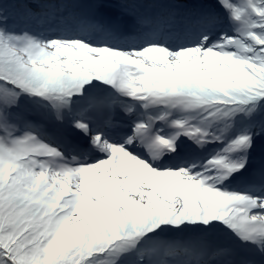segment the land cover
Segmentation results:
<instances>
[{"label":"snow or ice","instance_id":"snow-or-ice-1","mask_svg":"<svg viewBox=\"0 0 264 264\" xmlns=\"http://www.w3.org/2000/svg\"><path fill=\"white\" fill-rule=\"evenodd\" d=\"M102 7L0 0V264H264V0Z\"/></svg>","mask_w":264,"mask_h":264},{"label":"rangeland","instance_id":"rangeland-1","mask_svg":"<svg viewBox=\"0 0 264 264\" xmlns=\"http://www.w3.org/2000/svg\"><path fill=\"white\" fill-rule=\"evenodd\" d=\"M104 2H105V1L103 0V4H104ZM113 2H114V0H113V1H110V2L108 1L109 5H110V3L112 4ZM111 10H112V8L107 7L105 10L100 9V12H101V15H103V16H105V15H106V16H110V13H109V12H110ZM106 16H105V17H106ZM44 138H45V137H44ZM45 139H46V138H45ZM46 140H47V139H46Z\"/></svg>","mask_w":264,"mask_h":264},{"label":"bare ground","instance_id":"bare-ground-1","mask_svg":"<svg viewBox=\"0 0 264 264\" xmlns=\"http://www.w3.org/2000/svg\"><path fill=\"white\" fill-rule=\"evenodd\" d=\"M45 137H47L46 139L49 140V141H55L56 140L55 138H50L48 136H45Z\"/></svg>","mask_w":264,"mask_h":264},{"label":"trees","instance_id":"trees-1","mask_svg":"<svg viewBox=\"0 0 264 264\" xmlns=\"http://www.w3.org/2000/svg\"><path fill=\"white\" fill-rule=\"evenodd\" d=\"M118 2L120 3V0H118Z\"/></svg>","mask_w":264,"mask_h":264}]
</instances>
